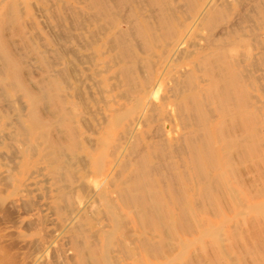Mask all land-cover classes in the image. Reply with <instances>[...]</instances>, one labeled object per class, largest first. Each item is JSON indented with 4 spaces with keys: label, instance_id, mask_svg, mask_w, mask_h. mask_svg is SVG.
Returning <instances> with one entry per match:
<instances>
[{
    "label": "bare ground",
    "instance_id": "1",
    "mask_svg": "<svg viewBox=\"0 0 264 264\" xmlns=\"http://www.w3.org/2000/svg\"><path fill=\"white\" fill-rule=\"evenodd\" d=\"M66 10L76 18L79 31L71 51L79 62L75 81L64 58L59 68L44 58L46 85L29 91L17 59L0 42V80H8L30 99L28 114L23 109L18 114L15 136H21L20 151L47 158L54 184L47 194L33 193L34 181L23 177L19 165L0 190V209L15 212L28 229L19 239L25 255L20 260L15 255V262L145 264L147 254L156 258L172 250L174 228L178 224L190 229L195 208L217 209L222 206L214 201L217 194L238 193L229 176L237 185L241 179H255L264 0H80ZM205 28L209 32L202 37ZM156 49L168 56L162 71L153 60ZM172 68L174 75L169 73ZM77 82L88 92L86 101L97 106L88 112L91 118L77 114L78 97L72 91ZM116 86L119 96L113 92ZM160 89L171 96L158 100ZM39 103L50 114H39ZM137 103L149 115L136 112L132 107ZM97 114L104 118L100 126L93 125ZM82 120L89 123L86 130ZM149 123L157 124L154 133L143 138ZM90 133L96 138L91 140ZM80 152L86 155V171L81 172L70 162ZM104 155L112 156L110 165ZM89 174L103 178L92 190L95 204L83 208L76 204L72 183ZM3 237V243L13 238ZM10 258L8 263L14 261Z\"/></svg>",
    "mask_w": 264,
    "mask_h": 264
},
{
    "label": "rangeland",
    "instance_id": "2",
    "mask_svg": "<svg viewBox=\"0 0 264 264\" xmlns=\"http://www.w3.org/2000/svg\"><path fill=\"white\" fill-rule=\"evenodd\" d=\"M79 1L80 0H2L0 2V42L6 44L10 48L12 56L17 59L22 75V80L24 81L29 91H38L39 88L45 87L46 85L45 76H47L48 72L47 65L45 64L46 61L44 60V58L46 60L48 58V60L50 59L49 61L56 62V67L58 68L63 66L62 62L60 63V61H62L64 58L63 61H68V64L70 63L69 67L68 64L67 66L65 65V68L68 67L66 71L67 73H71V75L69 74L71 76V80L75 81V70L77 69L76 67L79 62L77 61V58L74 57L75 54L71 51H73L72 49L74 48V46H76L74 37H76L75 35H78L79 31L76 28L74 22L76 18L71 15L68 16L66 9L67 6L77 5ZM78 7L82 10L84 9V5L82 4L78 5ZM70 27L71 29H69ZM208 32L209 31L205 28L200 33V35L202 37L206 36ZM66 36L68 37V39ZM70 36L72 38L71 40ZM29 37L32 39V43L34 41V44H36L37 46L31 43V39ZM64 37L67 42L64 41ZM36 38L40 39L37 40ZM39 43L42 46H40ZM248 46L249 43L246 44L245 49L248 50ZM44 47L47 49V51L44 50ZM41 49L42 51H40ZM240 49L244 50L243 47H240ZM256 51L259 50L257 49ZM57 53L60 54L59 59ZM82 53L87 54V52ZM88 53H91V51H88ZM52 58L53 60H51ZM167 59L168 56L166 57L163 51L156 49L155 58L153 60L158 65L159 71L163 70L164 64L166 63ZM180 66L186 67L185 63H181ZM140 73L141 71H138L137 73L138 80L141 76ZM169 73L172 75L176 74L175 68H172ZM257 73L259 76V81L257 84L258 100L262 99L263 102H261L262 100L257 101L260 110V114H257V118L258 122L260 123H257V126L259 127L257 132V149L254 156L255 179L253 180V182L248 181L247 179H244V181H242L241 179L237 185L235 177L233 178L232 176H229V184L236 187L238 193H232L230 195L217 194L214 197V201L218 204H222V206L217 209L200 207L195 208L194 212H192L191 214L192 226L190 227V229H184L181 226H178V224L176 225L177 228H174L177 233V238L172 250L169 251L168 254L166 253L167 255H161L156 258L147 254L145 264H264V66H259ZM1 76L4 77V72L0 69V77ZM7 81L8 80H6V82H2L0 80V129H2L0 130V134H2L0 136V156L2 157V159L0 160V190H2L6 186V184L9 182V177L11 176V174L16 173L18 166L21 165L23 177L27 180L34 181L32 186L33 193L39 195L47 194L51 192L54 187V184L52 182L53 174L50 169L49 160L47 158H40L42 156L40 154H33V151L32 153L29 152L27 155L23 156L22 152L20 151V147L22 144L19 138H21V136H15V131L19 127L18 114H21L20 112L22 111L23 114H28L30 106L29 95H26V93L21 89L13 88ZM112 82L115 83V80L111 79V83ZM77 84L79 85V87H77ZM171 86L172 83H169V87ZM72 91L76 94V100L78 97L77 109L79 113L77 114H80L79 117L81 116V118H83L86 116L88 118H91V114H88V112H90V110H92V112H95L97 106L92 105L90 102L86 101L87 99L85 98V95L88 92H85L83 89H81L80 82L76 83V86ZM92 92L97 95V88H93ZM113 92L114 94H116V96H119L118 94L121 93L120 88L117 86L115 87V89L113 87ZM15 94L19 98H16ZM170 94L171 93H169L168 90L162 91V89H160L158 91V94L156 95V98L159 100L164 95L170 97ZM14 97L15 100L13 99ZM18 99H20V101ZM80 99L82 102L80 101ZM21 101H23V104H21L22 108L19 105ZM24 104H26V106ZM158 105L161 106L162 103L158 101ZM142 107V104L137 103L132 108H134L136 112L140 110V115H149L147 110L143 113L144 108L142 109ZM2 108L4 111L2 110ZM83 109L85 112L83 111ZM169 109H173L172 104L169 105ZM39 114H50L42 103H39ZM15 119L18 120L16 121ZM103 119L104 118H102L101 114H99L96 117V120L93 122V125L100 126V123H103L104 121ZM84 121L82 120V129L86 130L89 123L86 120ZM156 125V123H149L148 126L144 127L141 136L143 138H146L148 135H152L154 133V128ZM140 126L143 127V124L141 123ZM176 126L179 127V124H177ZM93 127L94 126H92V128ZM5 132H7V138L5 135H3ZM83 135H85V133ZM89 136L91 140L96 138L91 133L89 134ZM3 152H5L6 154H4ZM14 154L17 157L13 156V159L11 158V155ZM85 157L86 155L80 152L77 157L71 159L70 162L73 163L74 170L86 171V166L85 169L82 168L85 165ZM103 157L105 158V162L110 165V162L108 160H110L112 156L104 155ZM89 167L90 165L88 166V168ZM8 169L9 171H7ZM102 178L103 177L100 174H89L85 179H79L72 183V185L76 189V192L74 193L75 198L77 199L76 204L79 203V207L84 205V208L87 206L89 207L91 204H95L96 201H94L92 190L96 187V185L100 184ZM45 189H49L50 191L48 190V192H46ZM193 200L196 201V198L194 197ZM0 210V212H2L0 213L1 215H7V218H5L6 216L4 218H0V232H2L0 234L5 235L4 237L0 235V237H3V239H7L6 234L10 235L8 236L10 238L13 237L11 238L13 240L8 238L10 239L9 241L12 243V246H10L11 243L9 241L6 242L5 240V242L3 243L2 238H0V242L3 243H0L1 246L3 245L2 247L0 246V253L2 255H0V264L1 262L2 264H7V260L10 258H8V256L12 254L14 255H12L13 257L11 256L10 259L13 258L14 261L12 262V260H9L8 264H15V255L19 257L18 260H20V258H23V256L25 255V253H21L23 249L21 250V248L19 247V239L21 237V233H27L28 229L26 230L24 228L25 224L21 223L18 215L14 214L15 212H11L10 210H8V213L7 210ZM173 218L174 220H176V215H173ZM12 222L17 223H14V225ZM7 225L9 226L7 227ZM13 226L15 227V229ZM26 228H28V226ZM8 232L14 234L15 237L13 235L11 236V234H9ZM14 240H16L17 242H15ZM6 243L9 245V247ZM5 245L10 249L5 248V250ZM11 247L13 249L16 248V250H14L15 253H13L14 251ZM17 251H19L21 255H19V253L16 254ZM25 251H27V249ZM6 252L12 253L7 254ZM160 257L164 261H161V259H159ZM1 258L3 260L4 258L8 259L4 260L3 262ZM16 264H18V261Z\"/></svg>",
    "mask_w": 264,
    "mask_h": 264
}]
</instances>
